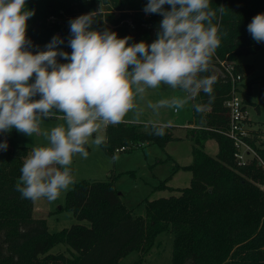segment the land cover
Wrapping results in <instances>:
<instances>
[{
	"label": "trees",
	"instance_id": "1",
	"mask_svg": "<svg viewBox=\"0 0 264 264\" xmlns=\"http://www.w3.org/2000/svg\"><path fill=\"white\" fill-rule=\"evenodd\" d=\"M146 3L26 0V8L34 11L26 22V38L31 42L28 50L33 54L46 51L53 36H58L64 43L57 45V50L70 54L69 21L89 13L95 14L91 30L107 29L118 38L130 37L129 44H150L163 17L146 14ZM210 8L216 12L213 24L219 29L221 43L209 71L201 75L217 78L214 100L201 114L192 109L195 126L185 127L192 141V160L171 171H190L189 185L178 188L177 195L146 199L143 213L133 214L110 178L77 180L65 194L64 208L78 222L50 231L45 218L33 215V201L23 199L15 188L27 146L17 143L14 128L0 133V141L8 144L7 151H0V264H121L131 253L138 254L131 264H149L143 257L163 234L172 237L171 264H264V190L260 187L264 181L260 163H264V134L250 129L246 141L255 155L238 164L226 133L229 113L225 101L231 96V83L219 64L224 59L233 62L236 72L247 75L252 71L250 64L238 63L236 58L264 44L254 41L247 31L252 18L264 14V0H210ZM57 61L68 62L59 56ZM242 85L250 90L249 81ZM195 102L207 105L208 96L201 91ZM244 102L253 103L247 97ZM257 104L264 105V76L258 83ZM57 116L63 113H54L53 117ZM151 124L123 121L110 125L104 129L106 139L100 146L110 155L121 146L124 151L144 143L163 148L173 138L174 126L166 127L165 135L156 136ZM207 139L216 141L215 155L204 150ZM169 177L155 188L172 189L166 185ZM83 220L88 225L79 223ZM60 244L64 248L51 252Z\"/></svg>",
	"mask_w": 264,
	"mask_h": 264
},
{
	"label": "clouds",
	"instance_id": "2",
	"mask_svg": "<svg viewBox=\"0 0 264 264\" xmlns=\"http://www.w3.org/2000/svg\"><path fill=\"white\" fill-rule=\"evenodd\" d=\"M143 11L163 17L150 44H129L130 37L91 30L95 14L89 13L69 21L70 54L57 50L64 43L58 36L46 51L33 54L26 22L34 11L26 8V0H0V133L14 128L31 137L54 113H63L66 122V127L43 132L48 146L34 147L25 158L15 185L23 199L51 203L69 191L73 156L86 159L85 145L93 135L92 144H103L106 137L98 133L123 122L129 112L142 123L135 100L144 99L148 89L167 86L181 93L149 101L153 111L179 112L191 105L201 114L212 104L217 78L201 75L209 71L221 43L210 0H147ZM247 31L257 43L264 42V14L255 15ZM57 56L68 62L58 63ZM201 91L208 96L207 105L195 102ZM170 125L153 123L152 134L163 136ZM7 148V141H0V151Z\"/></svg>",
	"mask_w": 264,
	"mask_h": 264
},
{
	"label": "rangeland",
	"instance_id": "3",
	"mask_svg": "<svg viewBox=\"0 0 264 264\" xmlns=\"http://www.w3.org/2000/svg\"><path fill=\"white\" fill-rule=\"evenodd\" d=\"M236 60L238 63L252 66L251 73L243 75V81L240 85V94L246 96L251 102V99H253L256 103L255 105L247 103L249 112L247 119L248 128L260 130L264 134V105L257 104L258 83L264 76V44L255 52L239 55ZM248 81L251 85L250 90L242 85ZM180 94L179 91H173L167 86H162L157 89H148L144 94V99L137 97L135 100L138 109L142 110V115L140 116L142 123L167 124L171 121V126H174L172 128L173 138L163 148L153 143H144L142 146H137L130 150H114L113 154L110 155L100 145L92 144L91 139H94L95 135H97L94 134L89 143L86 144L88 147L87 152L89 153L88 157L85 159L79 154L73 156L72 164L69 167L74 182L81 179L107 180L110 178L114 187L118 190L117 192L120 193L119 196L122 203L127 208H130L133 214L143 213L146 199L151 200L158 197L177 195L178 188L188 186L191 179L190 171L182 168H178L172 174L171 171L175 165H187L192 160V141L190 137L186 136L188 130L185 128L188 124L194 123L191 105L186 106L179 112L167 108L153 111L147 106L149 101L156 103L159 100L169 99L173 95ZM124 120L136 122L134 113L129 112ZM184 123L187 124L184 125ZM60 125L66 127L63 116L42 120L40 133L29 137L15 130V139L18 144L27 146L32 151L34 147L48 146V141L42 133L50 132L52 128ZM188 126L192 127L191 125ZM98 134L105 136L104 130ZM204 150L210 155H215L217 152L216 141L207 139ZM167 176L170 177L166 181V185L172 189H156L155 186L159 181ZM65 194L62 193L59 199L51 203L46 200L34 202L35 206H39L41 210H44L41 214H44L50 231H56L78 222L71 212L64 208ZM79 223L88 225L85 220L79 221ZM171 246V235L163 234L158 237L157 242L143 258L149 264H171ZM62 248H64L62 244L56 245L51 249V252ZM137 256L138 254L131 253L122 260L121 264L123 262L124 264H131L137 259Z\"/></svg>",
	"mask_w": 264,
	"mask_h": 264
},
{
	"label": "built area",
	"instance_id": "4",
	"mask_svg": "<svg viewBox=\"0 0 264 264\" xmlns=\"http://www.w3.org/2000/svg\"><path fill=\"white\" fill-rule=\"evenodd\" d=\"M219 64L231 83V96L225 101L229 113L226 133L232 140L234 157L237 163L244 164L252 155H255V152L246 141V138L250 136V128L247 125L248 106L244 102L245 96L240 94L243 74L234 70V64L231 61L223 59L219 61ZM124 149V146H121L115 151H123ZM260 163L264 170V163L261 160ZM260 187L264 190V181L260 184Z\"/></svg>",
	"mask_w": 264,
	"mask_h": 264
},
{
	"label": "crops",
	"instance_id": "5",
	"mask_svg": "<svg viewBox=\"0 0 264 264\" xmlns=\"http://www.w3.org/2000/svg\"><path fill=\"white\" fill-rule=\"evenodd\" d=\"M236 62H237V60H236ZM251 73V72H250ZM258 83V82H257ZM253 85V84H252ZM246 97V96H245ZM251 98V97H250ZM252 100V102L253 103H255L254 101H253V99H251ZM193 112V111H192ZM194 119V118H193ZM124 121H126V120H124ZM162 124H165V123H162ZM187 123H184V125H186ZM188 125H191L192 127H194L195 125H194V123H192V124H188ZM187 125V126H188ZM32 151H30L29 149H28V154H27V156L26 157H28L29 155H30V153H31ZM42 211H44V210H41V208L38 206H35V204H34V202H33V215H35V217H42V218H44V214H41L42 213Z\"/></svg>",
	"mask_w": 264,
	"mask_h": 264
},
{
	"label": "water",
	"instance_id": "6",
	"mask_svg": "<svg viewBox=\"0 0 264 264\" xmlns=\"http://www.w3.org/2000/svg\"><path fill=\"white\" fill-rule=\"evenodd\" d=\"M117 194L119 195L120 193L118 192Z\"/></svg>",
	"mask_w": 264,
	"mask_h": 264
}]
</instances>
